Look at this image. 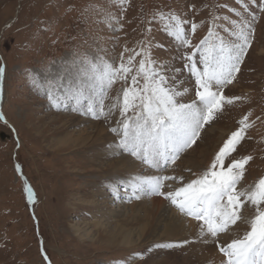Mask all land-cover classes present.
Returning a JSON list of instances; mask_svg holds the SVG:
<instances>
[{"label":"snow or ice","instance_id":"6c2138e0","mask_svg":"<svg viewBox=\"0 0 264 264\" xmlns=\"http://www.w3.org/2000/svg\"><path fill=\"white\" fill-rule=\"evenodd\" d=\"M71 12H77L89 28L88 38L95 47L89 45V51L77 46L58 69L51 61L45 65L46 74L30 71L29 80L57 111L114 122L108 129L115 137L109 145L114 155L126 154L152 170L151 175L130 173L110 181L114 194L123 190L129 200L160 197L180 216L195 221L193 236L156 243L145 252L200 244L216 250L218 264H264V175L244 184L251 163L264 161V132L257 129V124L264 126V110L257 115L246 109L202 170L185 167L183 172L190 174L187 180L176 173L179 162L200 147L207 126L249 102L248 94L229 95L227 90L238 82L256 38V25L264 20V0H232L231 6L221 0H184L182 5L179 0L153 4L89 0L80 8L69 4L65 15ZM42 23L45 27L38 31L52 33L51 43L56 44L60 36L55 26L51 21ZM205 26V34L194 43L193 37ZM157 31L178 45V56L154 55L155 50H167L155 40ZM116 47L120 52L110 57L109 49ZM6 68L0 56V99ZM117 84L116 94L110 96ZM0 120L7 124L2 111ZM15 171L23 179L26 203L34 205L36 193L19 163ZM247 208L252 209L250 215H245ZM32 218L39 233L34 212ZM39 250L44 264H52L43 238ZM145 252L132 255L144 259ZM207 264H217L215 256Z\"/></svg>","mask_w":264,"mask_h":264},{"label":"rangeland","instance_id":"374dc122","mask_svg":"<svg viewBox=\"0 0 264 264\" xmlns=\"http://www.w3.org/2000/svg\"><path fill=\"white\" fill-rule=\"evenodd\" d=\"M88 2L89 0H0V56H3L7 65L3 99H0V111L7 120V124L0 120V134L5 133L4 138L0 136V264H44L39 250L41 238L52 264H129L130 257V264H197L194 256L186 254V247L154 248L151 252H145L156 243L171 241L164 240L166 236L141 243L137 248L106 247L98 242L81 241L71 230V223L88 216L86 208H74V200L78 194L93 191L96 180H86L73 173L76 167L83 166V158L67 153L68 150L53 152L47 146L54 137L72 130L71 125H66L68 117L59 119V115L77 114L53 109L41 91L31 84L29 72L46 74L45 65L55 61L54 69H58L62 62L72 57L77 46L89 51V45L95 47L88 38L89 28L77 18L78 13L65 15L69 4L80 8ZM145 2L153 4L161 3L162 0ZM183 2L184 0H179L181 5ZM221 2H228L230 6L232 4V0ZM132 14L130 11L129 16ZM44 21H51L55 26L56 34L60 36L56 44L51 43L55 39L52 33L38 31V28L45 27L42 23ZM6 23H10L11 27L6 28ZM256 29L255 41L245 57L238 82L227 90L229 95L246 93L250 100L229 109L218 122L206 127L200 147L190 153V158L197 159V166H190L194 172L202 170L210 162L214 149L225 134L234 128L235 121L246 109H254L257 115L264 110V20L256 25ZM205 31L206 26L199 29L193 42H198ZM133 38L129 37L130 40ZM154 38L167 46V50H155V56H178V45L165 33L157 31ZM85 39L87 44L84 43ZM119 52V47L114 51L110 48L108 55L114 58ZM176 64L179 66L178 59ZM119 87V84L115 85L109 95L114 96ZM99 121L107 129L114 124ZM211 127H214L213 131L208 133ZM257 129L264 132V126L257 124ZM17 141L19 148L16 147ZM205 146L208 147L209 154L206 162L201 163L199 155L206 149ZM17 163L22 166L24 177L36 193L34 205L26 203L22 191L23 179L15 171ZM183 166L185 163L179 164L176 173L179 169L182 171ZM180 173L186 180L190 178V174H178ZM261 175H264V161L256 159L248 169L244 184ZM87 184L90 186L87 187ZM33 212L38 219L39 233L37 223L32 218ZM134 252H145L144 259L134 257Z\"/></svg>","mask_w":264,"mask_h":264},{"label":"bare ground","instance_id":"6f19581e","mask_svg":"<svg viewBox=\"0 0 264 264\" xmlns=\"http://www.w3.org/2000/svg\"><path fill=\"white\" fill-rule=\"evenodd\" d=\"M63 117H68L66 125H71V132L54 137L47 146L53 152L68 150L67 153L83 158L81 161L83 166L76 167L73 173L86 180L89 178L96 180L94 181L96 189L78 194L73 203L75 209L81 207L88 210V216H83L80 221L70 225L73 234L79 240L98 242L106 247L137 248L141 243L162 239V236H166L164 240L171 241L193 236L196 231L195 221L180 216L164 199L152 196L129 200L128 194L124 191L116 195L109 188V182L117 177L127 176L130 173L151 175L153 172L139 162L130 160L126 154L114 155V149L109 145L113 143L115 137L102 121L78 114L59 115V119ZM213 128L208 129V133L212 132ZM205 147L206 149H203L199 155L201 163L206 162L209 154L208 147ZM190 153L187 155L188 158L186 156L179 162V164L185 163L182 171L179 169V172H183L185 167L197 166L195 164L197 159H193L192 156L190 158ZM89 186L90 184H87V187ZM244 211L245 215L251 214L250 208ZM185 250H187L186 254L196 258L197 264H207L212 256H215L217 264L220 259L211 246L193 244L187 246Z\"/></svg>","mask_w":264,"mask_h":264},{"label":"water","instance_id":"95a60500","mask_svg":"<svg viewBox=\"0 0 264 264\" xmlns=\"http://www.w3.org/2000/svg\"><path fill=\"white\" fill-rule=\"evenodd\" d=\"M4 132H1V134H0V136L2 137V138H4Z\"/></svg>","mask_w":264,"mask_h":264}]
</instances>
